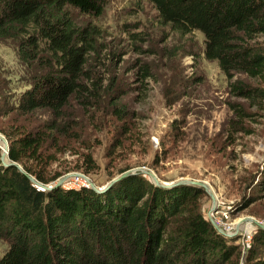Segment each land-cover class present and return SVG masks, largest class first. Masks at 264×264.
<instances>
[{"label":"trees","instance_id":"1","mask_svg":"<svg viewBox=\"0 0 264 264\" xmlns=\"http://www.w3.org/2000/svg\"><path fill=\"white\" fill-rule=\"evenodd\" d=\"M147 1L172 31L202 34L204 58L224 75L264 83V0ZM105 2L0 0V42L14 43L24 67L14 103L0 81V118L45 117L32 128L0 124L8 141L7 165L0 159V240L6 246L0 264H264V229L255 228L242 254L236 240L201 213L199 187L163 188L134 174L96 192L88 185H50L43 176L51 162L43 156L46 145L66 132L64 109L71 100L83 105L85 94L98 101L101 85L86 65L102 31L79 25L74 13L97 18ZM140 70L150 76L148 67ZM228 91L253 103L264 99V89L242 81ZM243 114L238 108L236 115Z\"/></svg>","mask_w":264,"mask_h":264},{"label":"rangeland","instance_id":"2","mask_svg":"<svg viewBox=\"0 0 264 264\" xmlns=\"http://www.w3.org/2000/svg\"><path fill=\"white\" fill-rule=\"evenodd\" d=\"M74 17L102 31L86 65L101 89L98 101L85 94L83 105L71 100L64 109L66 132L46 145L43 156L51 162L43 176L50 185L63 179L64 188L89 186L88 179L102 189L131 171L152 183L143 171L165 183H206L201 213L228 228L243 254L257 224L264 225V99L236 98L228 86L242 81L264 89V83L224 75L204 58L202 34L172 31L147 0H106L101 16ZM142 66L149 77H142ZM23 76L14 43L0 42V81L11 104ZM44 118L8 115L0 124L32 128ZM5 247L0 240V252Z\"/></svg>","mask_w":264,"mask_h":264},{"label":"water","instance_id":"3","mask_svg":"<svg viewBox=\"0 0 264 264\" xmlns=\"http://www.w3.org/2000/svg\"><path fill=\"white\" fill-rule=\"evenodd\" d=\"M0 144H1V156H0V159L1 161L7 165V163L5 162V158L8 154V143L6 141V139L0 135ZM13 165H16L15 163H11ZM17 168L23 172L21 166L19 165H16ZM143 173H147L153 183L156 185V186H159V187H163V188H173V187H176V186H179V185H190V186H196V187H199V188H203L205 190V192L209 193L210 194V188L208 187V185L206 183H203V182H199V181H190V180H177V181H173V182H170V183H165L159 179H157L152 173H149V172H146V171H143ZM135 172H125L123 174H121L119 177L115 178L114 180H112L106 187L104 188H99V187H96L94 186L93 184H91L89 182L88 179H86V182L89 184L90 188L93 189L94 191L96 192H103L105 191L106 188H108L109 186H111L114 182H116L117 180H120L124 177H127V176H130V175H134ZM28 177V179L33 183V184H36L38 185L39 187L45 189V190H49L50 187L49 186H44L40 183H38L33 177H31L30 175H26ZM63 182V179L59 180L58 183L55 185V186H59L61 183ZM213 197V196H212ZM251 221V219H249ZM210 222H211V225L215 228V230H217L218 233L226 236V237H232V235L230 233H227L225 231H223L219 226H217L215 224V222L212 220V218H210ZM258 227L264 229V225L262 224H257Z\"/></svg>","mask_w":264,"mask_h":264},{"label":"built area","instance_id":"4","mask_svg":"<svg viewBox=\"0 0 264 264\" xmlns=\"http://www.w3.org/2000/svg\"><path fill=\"white\" fill-rule=\"evenodd\" d=\"M216 225L219 226L220 224L218 225V223L216 222ZM220 226L223 228V231L228 232V230H229L228 228L224 227V225H223V226L220 225ZM221 227H220V228H221ZM222 228H221V229H222ZM226 230H227V231H226Z\"/></svg>","mask_w":264,"mask_h":264}]
</instances>
